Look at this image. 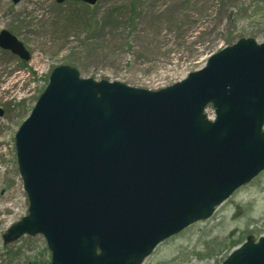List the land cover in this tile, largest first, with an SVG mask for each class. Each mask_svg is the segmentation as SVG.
<instances>
[{
	"label": "water",
	"instance_id": "water-1",
	"mask_svg": "<svg viewBox=\"0 0 264 264\" xmlns=\"http://www.w3.org/2000/svg\"><path fill=\"white\" fill-rule=\"evenodd\" d=\"M0 47L31 59L8 30ZM15 145L29 208L4 243L42 234L49 264H142L264 170V41L240 38L158 90L58 65ZM221 264H264V235Z\"/></svg>",
	"mask_w": 264,
	"mask_h": 264
},
{
	"label": "rangeland",
	"instance_id": "rangeland-1",
	"mask_svg": "<svg viewBox=\"0 0 264 264\" xmlns=\"http://www.w3.org/2000/svg\"><path fill=\"white\" fill-rule=\"evenodd\" d=\"M136 7L130 19L128 4ZM141 13L139 14V11ZM119 16V21L116 17ZM134 17V19H133ZM99 22L91 30L90 23ZM30 50L25 61L0 48V264H49L42 234L4 243L28 214L15 135L62 64L81 77L155 90L202 68L240 38L264 41V0H0V31ZM210 117L214 109H206ZM264 235V171L217 206L213 215L162 242L143 264H221L248 235Z\"/></svg>",
	"mask_w": 264,
	"mask_h": 264
},
{
	"label": "trees",
	"instance_id": "trees-1",
	"mask_svg": "<svg viewBox=\"0 0 264 264\" xmlns=\"http://www.w3.org/2000/svg\"><path fill=\"white\" fill-rule=\"evenodd\" d=\"M216 1H218V3L220 4L221 7H224L229 1H231V3H232V1H235V0H216ZM257 1L262 2V0H257ZM128 8L130 10L129 11V13H130V19H132V16L137 15L136 14L137 10H136L135 4L132 3V2H130L128 4ZM140 13H141V10L139 11V14ZM119 18H121V17H119V16L116 17L117 21H119ZM133 19H134V17H133ZM98 26H100L99 22H94V23L91 22L90 23V29L91 30L97 29ZM242 242L243 241H241L240 244Z\"/></svg>",
	"mask_w": 264,
	"mask_h": 264
}]
</instances>
